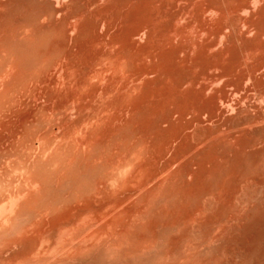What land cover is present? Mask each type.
<instances>
[{"label":"bare ground","instance_id":"bare-ground-1","mask_svg":"<svg viewBox=\"0 0 264 264\" xmlns=\"http://www.w3.org/2000/svg\"><path fill=\"white\" fill-rule=\"evenodd\" d=\"M246 15L247 18L250 17V21L245 17L249 22L244 18ZM209 19L213 20L214 24L212 20L211 22L209 21L213 25L207 23ZM182 21L188 22L183 29L180 26V22L182 23ZM178 26H180L181 29ZM194 27H197V32L207 37V41L205 42L204 40L205 44L201 45L200 43L203 41H197L196 37L195 42H199L200 46L199 44L197 48L195 46L197 50L192 54V50L195 48L191 47V45L194 44H191L190 38L191 40L194 38L190 37V32L195 29ZM202 35L200 37H202ZM202 39L200 38V40ZM145 59H149L154 66H147L146 64L148 63H146L147 61ZM143 60H145L144 63H146L145 65L147 68L138 66L141 68L139 69L137 65H140V63L142 64ZM99 67H104L103 69L106 71L109 67V70L111 69L109 74L113 71L118 73L120 70L119 68H121V71L122 68H125L127 71L131 72L137 84L131 79V75L128 74V76L123 74L125 77L124 80L128 77L127 80L134 81V84H132L131 81L132 85L129 84L130 82L128 81L129 83L127 85L126 82L123 81L122 76H120L124 72L120 71L118 76L122 80H119L118 76L113 73L117 78H113L114 81L112 79L115 88L111 87L113 86L110 83L111 81L107 80L108 83L105 81V77H107L108 73L103 70L102 72H106L103 74L100 69H98ZM54 73L59 74V76L65 80H63L64 83L67 81L65 85L69 83L73 87L67 86L68 88L65 89L66 86L63 84L62 79L60 80L62 83L56 79V82L54 79L51 80V78L57 76L56 74L54 75ZM109 74L108 77L110 76ZM101 76H103L102 79ZM111 76L114 77L113 75ZM98 78L104 80L107 86L111 85L109 86L111 88L107 87V91H105V87L104 91L106 92V96L104 95V97L100 96L99 92L103 91L101 90V84H105V82L99 80L103 82H100L101 84L99 87L97 85V82H99L97 81ZM93 79H95L96 82ZM92 80L94 82H92ZM115 80L123 81V84H126L128 88H131L129 85L133 86V90H131L132 88L130 89L132 92L127 88H123L124 85L120 83L122 88L120 86L117 88L119 84L116 85ZM50 81H54L55 85L56 83H58V85L63 84L65 90L62 89V91H65L64 93L66 96L64 93H61V95L58 92V87V89H53L51 88L52 86H49L50 89H53L49 90L48 84ZM0 82L2 83H0L2 87L5 85L4 92L0 91L2 92L0 93V111L6 112L7 110V112H12V119H10L11 123L7 121V124L4 120L5 124L2 120V123H0L1 125L4 124L2 127L0 126V128H2L0 131L2 133H0L1 137L5 134L2 139L5 137L7 138L6 133L8 136H12L11 139H8L9 141L5 142L8 144L7 146L3 144L4 142L0 144V159L2 160L0 164L4 161L8 166L10 159H12L11 162L14 164V168L17 169L18 172L21 170L23 176V180H20V183L18 182L21 178L20 176L16 181L19 183H17L18 186L15 184L17 187L14 185L16 189L11 192L8 191L9 195L7 196L9 197L6 198L8 199L7 201L3 196V199L8 202V205L5 204L7 205L5 207V205L2 204L3 206L1 205L0 207V211L3 210V213L0 212V264H7L5 261L10 259V256L8 259H4L5 256H3L4 254L2 253V246L5 244L4 241L9 238L12 240V243L10 242L12 244L11 247L14 246L15 249L16 247H25L23 250L24 253L21 252L24 254L23 256L18 252L23 258L20 259L18 257L20 260H18L19 262L17 261L18 264H153L156 260L163 259L167 249L168 253L173 251H171V248L176 246V243L178 244L180 242L179 240L182 238L180 237L182 234L187 235L185 239H187L188 236V240L190 237L193 238V241L190 240L191 242H188L192 243L190 244V246H193L191 250L197 249L198 240L195 245L193 244L196 240L193 232L196 231L192 229L193 232H191V229L188 228L190 224H192L193 228V223L187 221V219L192 221L191 217L188 218L190 215L188 216L187 214L191 213V216L193 215L192 218H194V214H196L195 211H197L195 209L199 208V204L201 205V203L204 202L206 205V202H208V204L210 203L213 205L215 203L214 201L217 199L220 200V202L223 201L221 202L223 203V209L219 207L218 212H220V214L216 212L219 214L218 219L215 220L217 218L215 214L216 218L213 217L215 221L213 223L211 219V225L215 224V227L218 226L221 229L218 230L219 232L223 230L226 235H222L224 237L226 236V239L224 237L222 238L221 235V238L216 237V239H218L215 243L213 236L216 234L211 236L212 233L210 228L213 227L211 226L209 228L210 222L208 221L210 220L207 222L205 220L204 222L206 224L201 222V225H203V227L205 225L210 229L208 230L210 233H203H206L205 238L210 240L208 242L214 243L213 245L217 244L218 240L225 239V241L218 242L219 245L224 242V244H221L223 245V251L221 249V253L217 245H215L216 248H213L211 244L207 254L210 253L212 260H206L208 257H205L202 250L204 248L207 249L205 242L207 239L197 238L199 241L201 240L199 245H202V247L199 246V256L197 253L199 249L197 251L194 250L196 253L193 251V254H197L198 257H201L202 251L204 258H206L204 262L202 261L204 264H208L207 261H220V258L222 256L224 257L225 254H227V258L224 259H228L227 261L229 262H227V264H264V231H262L263 233L258 231L259 234L253 231L255 236H252L253 234H248L252 237H246L245 232H247V229L245 231L244 229L246 226V228L250 229L248 225L251 223L244 227V224L247 223H242L241 219L243 218L244 221H242L245 222V219L249 217L244 219L245 216H241V218L237 216V214L240 215L242 213V211L239 212L240 214L238 213L239 208H242L238 205L239 203L247 207L254 206L255 208L264 206V0H0ZM90 83L91 85L96 83L95 87L97 88H93V86L92 90ZM50 85H52V82ZM135 85L138 86L136 87ZM88 86H90V88H88L90 91L86 90ZM63 87L62 85L60 86V88ZM69 87L71 89H76L78 92L73 91L70 93L71 89H69ZM37 89H40L42 93L44 91L43 98L45 95H49L48 98L45 97L46 99L44 100H47V102L49 100L51 103L50 106L47 104H44L47 107L43 104L42 106H36L42 103L40 100V102L38 101L37 97L41 94L39 93L40 91H38L39 95L37 94ZM47 90H49V93ZM83 90H85L86 93H84L85 91L82 92ZM35 91L39 103L34 101L33 98L32 102L36 107H32V104H29V100L26 102L22 99L24 98L25 100L30 94L33 95ZM66 91L69 94H67ZM124 91L127 92L124 93ZM96 92L99 93L98 95L101 97V101H106V105H108V99L113 101L110 102L109 105V109L112 108L113 111H111L112 115L120 114L118 112L113 114L118 110L125 116L130 112V116L133 117H131V120L128 115V121L127 118L124 119L125 116H121L120 114V117H123V120L120 119L121 122H125V124L123 123L125 126L126 124L131 125L127 127L128 129L125 132L121 133L119 143L126 146L127 144L131 145H128L129 148L121 146L119 150L123 153V157H120L122 156L120 152V156L116 154L112 156L117 150V147L119 148L118 142L114 137L118 133L120 134L122 129L124 130L126 128L124 125V127H122V124H119L120 120L116 118L119 122L118 125L122 128L117 127L118 125H114V130L116 128L118 129V133L115 131V135V133L112 132L114 130L108 125H113L114 123L112 122L116 121L114 119L117 116L110 121L109 119L113 117L106 116L108 113L105 111V114L101 112L102 107H104L102 110H107L106 108L108 107H105V103L102 104L104 101H102V103L97 101L102 104L100 110L96 109L102 116L99 115L100 120L102 118V122L103 120L104 122L106 121V124L104 122H101V124L109 128L110 136L113 134L115 135L112 138H114L117 144L115 142L113 143L118 145L115 147L113 144L115 151L113 152L112 149L111 157L118 156L123 160L125 158L124 155L126 154L125 156H127L124 162L120 159L118 160V157L115 159L113 158L115 162L120 164L115 169L119 171L126 170L125 173H127L128 169H131V171L133 170V173L134 171L135 173L137 172L138 175H141L137 177L141 178L143 176V178H141L143 185L145 184L144 182L147 181L146 183L148 184V182L151 181L154 193L149 190L151 189L150 186L148 190L153 193L152 196L157 195L155 198L149 199L151 194H149L150 192L148 191L149 197H147L149 200L147 201L146 196H143L145 195L144 192H142V195L138 190L139 194H141L143 198L145 197L147 204L145 201L144 204H146V208L148 207L146 209L144 205H141L143 206L141 208L139 202L142 200L141 204H143L144 199H142V196L133 188L140 186L138 189H141L143 185L140 183H138L139 185L137 184V182H141V179L136 178L135 173L133 176H130L131 172L128 173V177H133V179H131L132 181L128 180V178L126 179V177L125 179L126 181L128 180V184L133 182L136 184V187L134 186L135 184L130 185L131 189H133L130 194H133V196L126 193L129 191L128 189H130V187H128V184L125 185V181H123L122 184L124 187L127 186L128 188H124L122 185L121 187H123V189L121 191V187H118V183H115V187L117 186L115 189L120 190L118 193H122V195L124 193L123 190L125 191L126 189L124 193L126 201L129 200L128 196L135 197L133 191L137 192L140 197L137 196L138 199L134 198L137 200L134 205L136 206L139 203L137 208L139 209L140 207L142 210L145 209L143 211L149 213L151 212L149 207L153 205L152 203L156 201L155 199H157L155 203L157 206H155L156 209L161 207L160 203H163L161 200L164 199L161 195H164V206L162 205V209L160 208L158 211H166V213H164L166 217H164L162 212L161 215L165 218L164 221L166 220L165 224L168 223L167 225H165L164 222L162 223L163 217L160 214L158 215V211L154 210L152 207V215L153 213L157 214L154 215L155 217L157 216V220L154 218L156 221L153 220L152 215L150 217L146 216L145 213L141 214L143 212L140 209V214L134 211V209L137 211L138 209L131 204L130 206H134V208L129 206V209H132V212L128 210L131 212V215H129V212H126L128 216H132L133 213V217H129L131 221H127L128 219L126 217L128 216H126V214H124L125 217L124 215L122 216V212L124 213L125 211L124 209H120L122 211L120 213L121 216L127 220H121L122 217L120 216L121 219L118 217L119 220L117 221V215L119 216L120 214L118 213L115 215L112 211L114 209L116 210L118 207L115 208L119 203L117 204L116 201L113 203V200L117 199L116 196H118V193L117 191H115V193L112 191L114 195H116V198H114L113 193L110 191L112 186L110 185L111 188L107 186L108 189L110 188L109 192L104 184L107 182L98 179L102 182V187H105L101 189L102 192L105 189L107 192L111 193V195L108 194V196H106L105 190V195H101V183H99L100 185H97L99 186L97 187V191L100 193L96 191L97 194L94 198L99 196V200L101 198L102 201V197H109V203L115 204L113 210H110L112 216L109 219L114 218L113 220L115 221L110 220V227L108 226L109 223L107 224L109 227L108 229L106 228L107 226H103L107 231L102 229L104 232H100L101 230H97L99 226L97 225V227L95 225L96 223L98 224V220L101 219V216L96 220L95 216L97 215L95 214L94 216V214H92L95 209H92L93 212L91 214L95 218L92 216L93 219L90 221H94L95 219V225H93L94 223L92 225L97 228H91V222L89 221L88 223L90 225L88 227L87 225L85 227L83 223L80 224V227L79 224L77 226L76 223L79 222L78 219L82 220L85 216L87 217L86 219H90L91 217L89 214V212H91V207H89L88 210H83L85 205L87 208L89 205L96 207L97 204L98 206V203L93 205L94 202L92 200L94 199H88L85 195L88 196L87 194L93 190L92 188L96 177L103 171L101 168H104L105 165L103 167H101L102 164H99V167L96 165H98L100 161H104L107 151L105 152L106 145L102 144V140L98 138L101 136L100 133H102V130L99 129L101 131H99L100 133L96 131L100 134H95L97 138L91 133L95 130L88 132L89 136L88 134L86 135V129L88 127V123L86 124L85 122L86 119H82L83 123L87 125L86 129L84 126L82 132L85 131L86 133H82L81 130H79L80 133L78 131V134L81 135L82 133L80 137L85 136L83 137V143L86 139H89V143L91 144L92 142V148L87 140L85 143H87L88 146L86 144V147H83L80 144L84 152L85 148L86 150L88 149V151L91 150L89 153L86 151L83 155L75 153L74 151L77 148L74 150L72 147L73 144L71 145L70 143V137L75 141L77 136H79L76 134L77 126L76 128L73 126L75 129L73 130L72 128V131H70L66 129L69 127H67L68 124L65 125L66 128H62L61 125L68 122L69 116L67 113L70 110H74L75 112L76 110L83 111V109H85L86 115H88V113L91 115L89 118L90 120L96 117L95 115L98 114L97 112L91 113L87 111L88 107L93 108V106L90 107L89 105H85L86 103H82L84 100L88 101L92 99L95 94V96H97ZM102 93L104 94V92ZM77 95L79 97H76ZM60 96L64 99H59ZM33 97H35V95H33ZM40 97H42V95ZM43 98H41V100ZM115 98L117 100H115ZM34 102L37 104H34ZM96 105L99 104L96 103ZM96 108H98V106ZM108 111L111 115L110 110ZM64 112H66L65 114H67L68 120L66 119V121V117H62L66 123L62 119V121H60L61 124L56 122L60 127L58 125V134L55 132L53 133L52 129H54L56 125H49L53 115L50 120H48V115L53 113L60 117V114L61 116L65 115ZM94 113L95 115L92 116ZM2 115L0 117H2ZM70 115H72V113H70ZM84 115L85 114H83V116ZM103 115L107 117L105 119L109 121L103 119ZM175 116L177 121L180 120V122L183 121V123L180 124L176 122L174 120ZM59 117L57 116L58 119ZM87 117H89V115ZM97 118H93L91 121L89 120V126L92 124L94 125L95 119L97 122L96 125L100 124L98 123L99 118ZM79 120L81 121L80 118ZM130 120L132 122H130ZM92 121L94 123H92ZM62 122L64 123L62 124ZM108 122H110V124ZM81 123H79L80 126L84 125ZM175 123L180 125H175ZM9 124L12 125L10 126L12 131L10 128L8 129ZM75 124L77 125L78 123L76 122ZM49 126L52 128L50 129ZM70 127H72V125ZM78 128L81 129V127ZM90 128L91 127H89V129ZM62 129L67 131H63L64 133H62ZM192 129L193 132L190 131ZM73 132H75L76 135ZM90 134L93 136H91V139ZM80 137L78 138L82 140ZM112 138H110L111 142L113 141ZM0 141H2L1 138ZM76 142L79 149L80 142L78 140L73 143L76 144ZM111 142H109L107 146ZM79 150H77V152ZM167 154H171L170 159L168 156L169 160H165L166 163L165 161L162 162L165 158L167 159ZM4 158H9V162L7 161L6 163L7 159L5 160ZM106 160L105 162L108 165L106 168L109 170L110 162L107 160L108 163ZM118 161L121 163L123 162V164L121 165ZM159 161H161L162 164L165 163L164 167L163 165L162 167L165 169L164 172H167L169 175L167 173L165 175L160 173L164 172L163 169H161L162 167L158 168V164H160ZM153 162L157 163L156 165L158 167H156V170L153 167ZM12 163L10 164L13 166ZM117 163L111 162L110 166H112V170L114 168L113 166L117 165ZM11 165L8 167H11ZM0 167L4 169V166ZM157 169H160V172H158ZM14 170L12 174H14ZM3 172L4 170H2L0 176ZM109 172H107L106 175ZM113 173L114 172H112V174ZM116 173L117 172H115V174ZM19 174L21 173L19 172ZM162 175H167L168 177L163 176L162 178ZM12 176L9 178L10 180ZM1 177L3 179L5 178L4 176ZM15 177L17 178V176ZM108 177L107 179H109ZM114 178L111 180H114ZM119 178H117V182H121L120 180L122 179ZM135 178L138 180L137 182ZM1 180L2 179H0V181ZM99 181H97V183ZM1 182L0 197L5 195V187H9L5 185V187H3ZM2 183L5 184V182ZM10 184L12 185V183ZM145 185L144 187L148 186ZM10 188L12 187L10 186ZM112 189L115 190L114 188ZM144 190L145 188H143V191ZM156 190H159V192L155 193ZM6 192L7 191H5V193ZM91 194L94 195V192ZM158 194L159 199L162 198L159 200L160 203L157 198ZM87 199L90 202L92 201L93 204L91 205ZM106 199L108 200V198ZM122 199L120 201L118 200V202L123 201ZM84 200H86L89 205L85 203ZM105 200H103V202H105ZM131 200L130 198V201ZM133 200L130 203H132ZM218 200L216 201V204L218 203L217 205H219ZM82 201L84 202V204L82 203L84 206L81 204ZM103 202H99L100 204L96 209H101L104 204ZM226 202L228 204H226ZM109 203L108 205H110ZM120 204L123 203L121 202ZM191 204H195L197 207L194 209ZM79 205L82 207V211L80 210L79 213H77ZM184 205H187V207ZM104 206L107 207V205H103V210L105 208ZM127 206L128 205L125 204V208ZM167 206L173 208V210L169 207L167 208ZM188 206L192 208V210L194 209L193 213L190 212L191 209L188 208ZM237 206L239 207L238 209ZM119 207H121V205ZM164 207L167 210L164 209ZM185 207L188 213L184 210ZM261 207H259V211L256 209V214L264 209V207ZM108 208L112 209V206ZM209 208H211L210 210L212 213L214 207ZM105 209V212H109V209ZM127 209L128 208H126V210ZM74 210H77L75 213L82 216V218H74L77 222L73 220L75 221L73 223L70 219L74 215H71L72 217H69L70 219L65 220L67 215L73 213L72 211ZM98 210L99 209H97V211ZM174 210L176 212L182 211V214L185 212L187 213L183 215L186 219L184 223L188 222V225L186 223L185 227L189 229L192 234L184 228V224H182V219L184 218H182L181 212L182 222L179 221L180 217H177L178 221L176 220L177 218L174 220L173 217L177 216H174ZM201 210L202 209L199 211ZM100 211L102 213V210ZM172 211L174 214L170 213ZM213 211L215 212V209H213ZM105 212L104 214H106V217L111 215ZM167 212H169L171 216L173 214V217H170L169 214L168 218ZM101 213L99 212L100 215L103 214ZM204 213L206 216V211ZM87 214H89L90 217ZM256 214L253 213L251 217H256ZM103 215L102 218L105 217ZM200 215H202V213ZM158 216L162 218L159 220ZM147 217L149 221L150 218H152L151 221L153 220L154 222L151 223L150 221V223H148ZM171 218L173 220L172 223ZM198 218L199 217H197L196 220ZM252 218H250L248 222L251 221ZM105 219L106 218H103V220ZM132 219L137 222H133ZM167 219L170 221L167 222ZM236 219L240 220L237 221ZM85 220H82V222ZM194 220L195 219H193V221ZM108 221V219L107 221H101V224ZM238 222H241L244 227H242L243 229L240 227L237 228V226L240 225ZM84 223L88 224L86 221ZM74 224L78 227V231L74 228L75 226L73 227ZM235 224L237 225L235 226ZM181 225H183V228ZM256 225L254 224V226L259 227L257 223ZM263 225L259 228L262 229ZM179 227L182 228V234L179 236L180 238L178 237L179 240L177 238L172 239L171 243L168 241L170 244L165 245L164 243H167L166 238H174L175 232L181 233V231L178 230L180 229ZM203 227L200 226V228ZM73 228L76 229L74 232H77L73 233ZM80 228H85L86 231L84 229L82 232L81 230L83 229ZM87 228L89 229L87 230ZM99 228L101 229L102 226ZM175 228L177 231L173 230L175 232H172V229ZM197 228L200 229L198 225ZM197 228L196 230L202 233V230L199 231ZM90 229H95L97 232H94L98 233L99 231V233L95 235L94 232L92 233L93 230L90 231ZM158 229L160 234L158 233L159 231H157ZM206 229L203 230L207 231ZM216 229L218 228L216 227ZM213 230L215 231V228H213ZM89 231L91 233L87 235L86 233ZM155 231L156 235L157 233L159 235L152 237ZM65 234H70L71 239L64 238ZM171 234H173V236ZM188 234H191V236ZM196 235L197 234H195V236ZM199 235L197 236L201 237ZM66 236L69 237V235ZM10 240H6V244H10L8 243ZM173 240L175 241L173 242ZM177 240L179 242H177ZM202 240L206 246H204V248V244H201ZM186 242L187 241H183V243H180L181 245L179 247L181 248L184 246ZM208 242L207 244H210ZM172 243L173 245L170 247ZM5 245L3 248L6 250ZM190 246L188 244V246L185 245L184 248L188 247L189 250L187 251L191 252ZM195 246L196 248H194ZM164 247L165 249L167 247V249L165 250ZM178 248L175 247L174 249L179 251L180 248ZM15 249L13 251L17 254ZM181 250L183 251V248H181ZM181 250L179 251L180 254L182 253ZM10 251L3 252L9 254ZM16 251L18 250L16 249ZM19 251L21 250L19 249ZM176 252L177 251H175V254ZM179 252H177L178 255L173 253V256H176L175 258L172 256L169 259V256L166 255V259L168 257L167 260L175 264L178 262L177 260H180ZM183 252H186V250ZM172 253L170 254L172 255ZM186 253H182L183 255H181L185 259H188V264L198 261L199 258L196 256V260L192 252L191 254L189 253L192 258L190 256L188 258L185 255ZM184 258L182 259L183 261L185 260ZM202 258L203 257L200 259ZM14 259L11 261L13 264L17 263L13 262L15 261ZM166 259H163V262ZM182 260L176 264H180ZM183 261L182 264H185V261L184 263ZM199 261L200 264H203L201 260ZM158 262L160 261L158 260L156 263ZM220 263H224L223 258L222 261L218 262V264ZM8 264L11 263L9 262Z\"/></svg>","mask_w":264,"mask_h":264},{"label":"rangeland","instance_id":"rangeland-1","mask_svg":"<svg viewBox=\"0 0 264 264\" xmlns=\"http://www.w3.org/2000/svg\"><path fill=\"white\" fill-rule=\"evenodd\" d=\"M245 17L247 18V15L244 16V18H245ZM246 18H245V20H247V19L249 20L250 17L247 18V19H246ZM211 20H212V19H209L208 22H207L209 25H213V24H214L213 20H212L213 24L210 23ZM248 20H247V21H248ZM209 21H210V22H209ZM249 21H250V20H249ZM249 21H248V22H249ZM182 24H183V26H182ZM187 24H188L187 21H182V23L180 22V26L182 27V29L185 28ZM180 26H178V27L180 28ZM210 27H211V26H210ZM194 28H195V27H194ZM196 28H197V27H196ZM196 28L193 29L194 32H193V30H191V32H190V37L194 38V39H192V40H191V38H190V42H191V44H194V45H191L190 42H189V44H190L191 47H193V48H195V46H196V48H197L199 42H202V41H203L202 43H200L201 45H203V44H205V42L207 41V40H206L207 37L204 36V35H202V34H200L199 32H197V29H196ZM212 28H213V26H212ZM180 29H181V28H180ZM244 29H245V28H244ZM192 32H193V34H192ZM196 32H197V33H196ZM194 33H195V34H194ZM197 34H198L199 36H198ZM194 35H195V37H194ZM196 35H197V36H196ZM201 35H202V37H200ZM196 37H197V38H196ZM199 37H200L201 39H202V38H205V39L200 40ZM195 38L197 39V41L199 40V42H197V41L195 42V40H196ZM204 40H205V42H204ZM200 44H199V46H200ZM186 45H187V44H186ZM193 48H192V49H193ZM196 48L192 50V51H193L192 54L194 53V51L197 50ZM145 60L147 61L146 63H148V64L144 63ZM145 60H143V62H142L143 65L140 63V65H137V67L140 66L141 68H142V67L147 68L148 65H150L151 67L154 66V64H153L151 61H149V59H145ZM150 62H151V63H150ZM149 63H150V64H149ZM145 64H146L147 66H146ZM140 67H138V68L141 69ZM151 67H149V68H151ZM103 68H104V67H102V68L99 67L98 69H100V71L102 72L103 70H105V69H103ZM105 68H106V67H105ZM138 68H137V69H138ZM101 69H102V70H101ZM119 69H120V70H119V72H120V71H121V68H119ZM108 70H109V67H108ZM108 70H107V71L105 70V71L109 74V72L111 71V69H110L109 71H108ZM117 70H118V69H117ZM100 71H99V72H100ZM105 71H104V72H105ZM99 72H98V73H99ZM104 72H102V73L104 74ZM106 72H105V73H106ZM119 72H118V73H119ZM121 72H124V73H122L121 75L119 74L120 76H122L123 81H125L127 85H128L129 82H130L129 84H131V81H132V80H127L128 77H126V80H124L125 77H124V75H123V74H125V75H128V74L131 75V72L127 71L125 68H122V71H121ZM113 73H115V74L118 76V73H117L116 71H115V72L113 71L112 73H110V74H109V75H110L109 77H108V74H107V77H105V75H104V77L106 78L105 81H107V80L109 81V80H110V81H111V82H110L111 85L114 84V82H113L114 79H113V78L116 77V75L113 74ZM55 74H56L57 76L54 77V78H51V80H52V79H54V80L56 79V80H59V82H61L60 80L62 79V77H60L59 74H57V73H54V75H55ZM103 74H102V75H103ZM100 75H101V74H100ZM111 75H113L114 77H112ZM129 75H128V76H129ZM58 76H59V77H58ZM57 77H58V78H57ZM102 78H103V76H101V79H102ZM110 78H111V79H110ZM116 78H117V77H116ZM95 79H96V78H95ZM95 79H93V80H95ZM101 79L98 78L97 81H99V80H101ZM112 79H113V81H112ZM118 79H119V80H122L119 76H118ZM129 79H130V78H129ZM131 79L134 80V78L132 77V75H131ZM56 80H55V82H56ZM63 80H64V79H62V81H63ZM93 80H92V82H94ZM119 80H118V81H119ZM64 81H65V80H64ZM64 81H63V84L65 85V83H66L67 81H66L65 83H64ZM101 81L105 82L104 80H101ZM101 81L97 82V85H98L99 87H100V84L103 83V82H101ZM108 81H107V83H108ZM115 81H116V80H115ZM118 81L115 82L116 85L119 84V83L122 84V85H124V84H123V83H124L123 81H119V82H118ZM128 81H129V82H128ZM134 81H135V80H134ZM134 81H132V84H134V83H133ZM51 82H52V85H50ZM55 82H54V81H50V83L48 84V89H49V90H53V89H58V88H59V89H58V92H59L60 94H61V93L63 94V93L65 92V91H62V89L65 90L66 88H68L67 86H72L71 84L67 83L68 85L66 84V85H65L66 87L64 86V87H65V89H64L63 84L58 85V83H56V85H58V86H56V85L54 84ZM57 82H58V81H57ZM95 82H96V80H95ZM100 82H101V83H100ZM112 82H113V83H112ZM0 83H1V82H0ZM61 83H62V82H61ZM107 83L105 82V84H101V86H102V87H101V90H103L102 92H104V94H103L101 91H100V92L98 91V92L100 93V94H99L98 92H96L98 97L95 96V95H96V94H95V95L92 97V99H90V100H88V101H87V100H86V101L84 100V101L82 102V103H86L85 105H87V106H88V105H89L90 107L93 106V108H94L95 110H94L93 108H89V107H88V108H87V111H88V112L90 111L91 113H93V112H97V113H98V114H97L98 116L95 115V113H94L92 116H94V115L96 116V117H93V118H97V117H98V118H99V119L97 118L98 121H99L98 123H100V124H101V122H102V118H101V120H100V116H101V115H100V112L97 111L96 109H99V110H100L101 105L104 104V103L106 102V101L102 100V101H104V102L102 103V101H101V97H100V96H103V97H104V95H105V93H106L105 91H107V87H108V88H111V87H114V86H115V85H113V86L109 85V86H111V87H109V86L106 85ZM1 84H2V83H1ZM1 84H0V85H1ZM53 84H54V86H53ZM93 84H94V85H93ZM93 84L91 85V83H90L91 89H92L93 86H94L93 88H97V87H95L96 83H93ZM120 84L117 86V88L120 86ZM126 84H125V85H126ZM132 84H131V85H132ZM135 84H137L136 81H135ZM61 85H62L63 88H60ZM104 85H105V86H104ZM122 85L120 86L121 88H122ZM125 85H124L123 88H127V89H129V90L133 87V86L129 85V87H131V88H128V86L126 85V87H125ZM138 85H139V84H138ZM138 85H137V86H138ZM49 86H52L51 88H53V89H50ZM90 86H88V87L86 88V90H88V88H90ZM135 86H136V85H135ZM137 86H136V87H137ZM1 87H2V85L0 86V91L4 92L5 85H3V87H2L3 89H2ZM57 87H58V88H57ZM72 87H73V86H72ZM105 87H106V90H105ZM102 88H104V89H102ZM114 88H115V87H114ZM133 88H134V87H133ZM133 88H132L131 90H133ZM1 89H2V90H1ZM60 89H61V91H60ZM69 89H71V88L69 87ZM98 89H99V88H98ZM49 90H47L48 93H49ZM92 90H93V89H92ZM99 90H100V89H99ZM104 90H105V91H104ZM118 90H119V89H118ZM131 90H130V91H131ZM36 91H37V94H38V95H39V93L42 95V97H40L41 95L39 96L40 98L37 97V98H38V101L40 100L42 103H39L40 101H39V102L37 101L36 94H35ZM36 91L34 92V94L32 93L33 95H35V97H33V95L30 94L25 100H24V98H23L22 100H23V101H26V102H28V100H29V101H30L29 104H30V105L32 104V107L42 106V104H43V105H44V104H47L48 106H50V105H51L50 101L48 100V102H47V100H46V101L44 100V99H46L45 97L48 98L49 95H45L44 98H43L44 91H43V93H42V91H41L40 89H37ZM38 91H40V92L38 93ZM56 91H57V90H56ZM69 91H70V90H69ZM69 91H68V92H69ZM73 91H74V92H78L76 89L72 88L71 91H70V93H72ZM84 91H85V90H83L82 92H84ZM88 91H90V89H89ZM2 92H0V93H2ZM125 92H127V91H124V93H125ZM131 92H132V91H131ZM66 93H67V91H66ZM84 93H86V91H85ZM87 93H88V92H87ZM46 94H47V93H46ZM62 94H61V95H62ZM67 94H69V93H67ZM98 94H99L100 96H99ZM101 94H102V95H101ZM38 95H37V96H38ZM64 95L66 96L65 93H64ZM64 95H63V96H64ZM78 95H79V94H78ZM78 95H77L76 97H79ZM31 96H32V98H31ZM105 96H106V95H105ZM95 97H96V98H95ZM99 97H100V98H99ZM103 97H102V98H103ZM11 98H12V96H11ZM33 98H34V101H36L37 103H39L38 105H36V106L33 105V102H32V99H33ZM41 98H43V99L41 100ZM49 98H50V97H49ZM106 98H107V97H106ZM106 98H105V99H106ZM59 99H64V98H63L62 96H60ZM97 99H98V100H97ZM99 99H100V100H99ZM103 99H104V98H103ZM107 99H108V98H107ZM113 99H114V98H113ZM113 99H112V100H113ZM43 100H44V101H43ZM92 100H93V101H92ZM115 100H117V99L115 98ZM115 100H114V101H115ZM97 101H99V102L102 103V104L98 103ZM36 102H34V104H37ZM43 102H44V103H43ZM77 102H78V101H77ZM89 102H90V103H89ZM107 102H108V105H106L107 103L104 104L105 107H108V108H106L107 110H105V109L102 110V109L104 108V107H102V108H101V112H103L104 114H105V112H107L108 115L106 114V116H111V117H113V118L109 119L110 121H112V119H114L115 116H117V117H115L114 120H116V118H118L117 120H120V119L123 120V117L121 118V117H120V114H121V116H125V115H122L123 113H121V111L116 110V112L113 113V114H116L117 112L120 113V114L112 115V112H113V111H112V108L109 109V105H110V102H113V101H111V100L108 99ZM92 103H93V104H92ZM94 103H95V104H94ZM96 103L99 104L100 107H99V105H96ZM40 104H41V105H40ZM95 105H96V106H95ZM44 106H46V105H44ZM94 106H95V107H94ZM97 106H98V108H96ZM46 107H47V106H46ZM88 109H89V110H88ZM92 109H93V110H92ZM108 110H110V112L112 111V112H111V115L109 114V111H108ZM113 110H114V109H113ZM71 111H72V112H71ZM80 111H81V113H80ZM80 111L76 110V111L74 112V110H70V111L67 113L68 116H69V117H68L69 120H68V118H67V116H66L67 114H65L66 112H64L65 115H62V116H61V114H60V117H59V115L56 114V115L59 117V119H58L57 116H56L55 114H53V113H51V115H48V118H49L48 120H50V119H51V116L53 115V116H52V119L50 120L51 122H50L49 125H51V126H52V124H55V125H56V127L53 125V126L55 127L54 129H52L53 133L55 132L56 134H58V133H57V132H58L57 130H58L59 127H60V125H59V124H61L60 121L63 120L62 117H63V118L66 117L65 120H66V119L68 120L67 123H66L67 120H66V121L63 120L66 124H63L64 122H62V124H63V125H61L62 128L65 127V125L68 124L67 127H68V126H69V127H68V128L65 127V128H66L67 130L72 131V128H73V130H74V129L76 128V126H77V130H76L77 132H76V134H78V131H79V130H81V132H82V131H83L82 129H84V126H85V129H86V126H87V125H85V124L83 123V121H82L83 118H84V120L86 119L85 122H86V124L88 123V127H87V129H86V132H87V133H86L85 131L82 132V133H86V135L88 134V136H89V133H88V132H90V131H92V130H95V131H92L91 133H92L93 136H95V137L97 138L96 135L99 134V133L101 132L100 130H102V133H100L102 137L99 136V135H100V134H99V135H98V136H99L98 138H100V139L102 140V142H101L102 144L106 145V150H105V152H106V151H107V152H106V155H105L104 161H103V160H102V162L100 161L101 163L98 161V162H99V163L97 162L98 165H96V164H95V165L98 166V167H99V164H100V165L102 164L101 167H103V166L105 165V166H104L105 169L100 167L101 170H103V171H102V172L96 177V179H97V181H99L98 179H100V181H103V182L106 181V182L108 183V185H107V183H104V184L106 185V189H107L108 191H109V189L111 188L110 185H111L112 188H114V189L117 187V186L115 187V183H116V184L118 183V184H117L118 187H121V186L123 185V184H122L123 181H125V182H126L125 185H127V184H128L127 181L133 179V177H132V178H129V177H128V176H129L128 173L131 172V173H130V176H133V174L135 173V171H134V173H133V170L131 171V169H128V170H127V173H125L126 170H123V171L120 170V171H119L118 169H115V168H117V166L120 165V164H118L117 162H115L114 159H115L116 157L120 156L121 151H120L119 149L121 148V146H122V147H125V146H126V145H123V144L121 145V143H119V139H120L119 137H120L121 133L125 132V131L128 129L127 127H129L131 124H130V125L126 124V126H125V125H124L125 122H123V123H124V124H123V123L121 122V120H120V123L116 120L115 122L113 121L112 123H114V124L110 126V125H108V123L110 124V122H108L107 125H108L109 127H111V129H113V130H114V125H118V123H119L120 125L122 124L121 126H122V127L125 126V128H126V129H124V130L122 129L121 131L119 130V131H120V134L118 133V131H117L118 129L116 128V129H115L114 131H112V132L115 133V131H116V133H118L119 135H118V134L116 135V133H115L116 136H115L114 134H113V135L111 134L112 136H110V130H109V128H107L106 125H105L106 127H104L103 124H101V126H100V124H97V125H96L97 122L95 121V120H96V119H95V120H94L95 123L92 121V123H94V125H95V126H94V125L92 124V125H93V128H92L91 122H90V125H91V126H89V120H90L89 118H90L91 115L88 113L89 117H87L88 115H86V113H85V109H83V111H82V110H80ZM104 111H105V112H104ZM0 112H2V113H0V116L3 114L2 117H0V121H1V120H2V121L4 120L5 123H7V121H9V123H11L10 119H12V118H11V117H12V112H11V111H8V112H7V110H6V112H3V111H0ZM10 112H11V113H10ZM77 112H78V114H77ZM82 112H83V113H82ZM124 112H126V111H124ZM8 113H9V115H10V114H11V115L9 116ZM70 113H72V115H70ZM79 113H80V115H79ZM103 113H101V114H103ZM49 114H50V113H49ZM62 114H63V113H62ZM73 114H74V115H73ZM83 114H85V115H84L85 117L83 116ZM125 114H127V113H125ZM78 115H79L80 117H79ZM99 115H100V116H99ZM118 115H119V116H118ZM128 115L130 116L131 113L129 112ZM128 115H127V116H128ZM49 116H50V117H49ZM54 116H55L56 118H55ZM74 116H75V117H74ZM127 116H125L124 119H126ZM4 117H5V118H4ZM6 117L9 118V119H7ZM70 117H71V118H70ZM76 117H77V119H76ZM81 117H82V118H81ZM101 117H102V116H101ZM131 117H132V116H130V118H131ZM54 118H55L56 120H57V119H58V120L56 121ZM73 118H74V119H73ZM79 118L81 119L82 123H81V121L79 120ZM91 118H92V117H91ZM93 118H92V119H93ZM105 118H107V117H105V116L103 115V119H105ZM132 118H133V117H132ZM132 118H131V120H132ZM6 119H7V120H6ZM53 119H54L55 121H54ZM61 119H62V120H61ZM70 119H71V120H70ZM72 119H73V120H72ZM92 119H91V120H92ZM127 119H128V118H127ZM52 120H53V121H52ZM75 120H76V121H75ZM87 120H88V121H87ZM91 120H90V121H91ZM105 120H108V119H105ZM109 120H108V121H109ZM131 120H130V122H132ZM174 120H175L176 122H179L180 124L183 123L182 120H181L182 122H180V120L177 121V120H176V116H175V119H174ZM190 120H191V119H190ZM190 120H187V121H190ZM2 121H1L0 123H2ZM4 121H3V123H4ZM70 121H73V122H70ZM74 121H75V122H74ZM79 121H80V122H79ZM124 121L128 122L129 119H128V121H127V120H124ZM53 122H54V123H53ZM56 122L59 123V124H58L59 127H58V125L56 124ZM76 122L78 123L77 125L75 124ZM103 122H104V120H103ZM103 122H102V123H103ZM105 122H106V121H105ZM105 122H104V123H105ZM116 122H117V123H116ZM5 123H4V124H5ZM79 123L84 124V125H81V126H80ZM112 123H111V124H112ZM115 123H116V124H115ZM4 124H2V125H4ZM7 124H8V123H7ZM70 124L72 125V127H70V126H71ZM73 124H75V125H73ZM105 124H106V123H105ZM177 124H178V123H175V125H177ZM180 124H178V125H180ZM2 125L0 124L1 127H2ZM78 125H79V126H78ZM98 125H99V127H98ZM120 125H118L117 127L122 128V127H120ZM123 125H124V126H123ZM5 126H7V125H5ZM8 126H9L8 129L10 128V130H11V127H10V126H12V125L9 124ZM73 126H74L75 128H74ZM96 126H97V129H96ZM102 126H103V127H102ZM78 127H81V129H79ZM89 127H91L92 129H91V128L89 129ZM100 127H102V128H100ZM112 127H113V128H112ZM49 128L51 129L52 127L49 126ZM57 128H58V129H57ZM70 128H71V129H70ZM8 129H7V130H8ZM88 129H89V130H88ZM99 129H100V130H99ZM1 130H2V128H0V131H1ZM67 130L62 129V133H64L63 131L66 132ZM5 131H6V130H5ZM11 131H12V130H11ZM11 131H10V133H11ZM96 131H97V132L100 131V132L97 133ZM190 131L193 132V129L190 130ZM3 132H4V130H3ZM0 133H1V132H0ZM60 133H61V130H60ZM62 133H61V134H62ZM73 133L75 134V132H73ZM73 133H72V134H73ZM79 133H80V131H79ZM82 133H81V135H82ZM1 134H2V133H1ZM1 134H0V138H1L2 141H0V144H1L2 142H4L3 144H6L5 142L9 141L8 139H11V137H12L11 135L8 136L7 133H6L7 138L5 137L4 139H2V137L5 136V134H3L2 137H1ZM8 134H9V131H8ZM72 134H71V136H72ZM74 134H73V136H74ZM76 134H75V135H76ZM95 134H96V135H95ZM59 135H60V134H59ZM78 135H79V136H77V138L81 136L80 134H78ZM83 135H84V134H83ZM92 135L90 134V139L93 137ZM73 136H72V137H73ZM91 136H92V137H91ZM113 136H115L114 138H116V141L118 142V145H119V148L117 147V150H119L117 153H115L117 150L115 151L114 145H115V147L118 146V145H116L117 142L114 141V138H112ZM8 137H10V138H8ZM75 137H76V136H75ZM83 137H85V136L80 137V138H82V140L79 139V138H78V139L76 138L77 140L75 139V141H78V140H79V142H80V143L78 142L79 145L81 144L83 147H86V144H87V143H85V141H86L87 139L85 140V138H84L85 141H84V143H83ZM86 138H87V137H86ZM110 138L113 139L112 142H111V139H110ZM70 139H71V140H70V141H71V142H70L71 145L73 144V145H72L73 149L75 150V149L77 148L75 151L73 150L75 153H80V155H83L86 151H87V153H89V152L91 151L90 149H89L90 151H88V149L86 150V148H85V149H84L85 152H84L83 149H82L83 147H81V145H80V148H79L80 150H79V149H78L79 146L77 145V142H76V144H74L73 142H75V141L72 140L73 138L70 137ZM100 139H98V140H100ZM4 140H5V141H4ZM88 140H89V139H88ZM88 140H87V141H88ZM109 140H110V141H109ZM72 141H73V142H72ZM89 141H90V140H89ZM89 141H88V143H89ZM109 142H111L112 144L110 143V144L107 146V144H108ZM113 142H115L116 144L113 143ZM3 144H2V145H3ZM113 144H114V145H113ZM7 145H8V144H6V146H7ZM76 145H77V147H76ZM84 145H85V146H84ZM89 145H90V147L92 148V142H91V144L89 143ZM128 145H131V144H127V146H126L125 148H127V147L129 148ZM133 145H134V144H133ZM87 146H88V144H87ZM110 147H111V148H110ZM112 147H113V148H112ZM87 148H88V147H87ZM81 149H82V151H81ZM109 149H110V150H109ZM112 149H113V152L115 151V152L112 154V156H114L115 154L118 155V156L113 157L114 159L111 157V153H112L111 151H112ZM77 150H79V151L77 152ZM108 151H110V152H108ZM119 152H120V153H119ZM87 153H86V155H87ZM107 153H108V154H107ZM121 155H122V156H120V157H123V153H121ZM125 155H126V154H125ZM125 155H124V157L127 158V156H125ZM170 155H171V154H169V155L167 154V159L165 158L162 162H164L165 160L168 161V160L170 159ZM84 156H85V155H84ZM168 156H169V159H168ZM108 157H109V158H108ZM10 158H11V157H10ZM106 158H107V160H108L110 163L106 160ZM111 158H112V159H111ZM125 158H124V159H125ZM4 159H5V158H4ZM6 159H7V160H6ZM6 159H5V160H6V163H7V161L9 162V158H6ZM117 159L119 160L120 158L118 157ZM124 159L122 160V158H121L120 160L124 162ZM105 160H106L110 165H111V162H112V161H113L114 163H117V165H114V166H113V167H114L113 170H112V168H111L112 166L109 165L110 168H109V170H107L106 167H107L108 165H107V163L105 162ZM111 160H112V161H111ZM0 161H2V160L0 159ZM11 161H12V159H10V163H12ZM116 161H117V160H116ZM166 161H165V163H166ZM118 162H119V161H118ZM123 162H122V163L119 162V163H121V165H122ZM144 162H145V161H144ZM159 162H160V164H161V166H160V164H158L159 167L156 165L157 163L153 162V164L155 165V166L153 165V167H154L155 170H156V167L160 168V167H162V165H163V167H164V164H165V163L162 164L161 161H159ZM3 163H4V161L1 162L0 166H4V167H3L4 169H2L1 167H0V168H1L2 170H4V172H6V173L3 172L4 174L2 173L1 176H4V177L7 176V175H8V176L5 177L4 179L0 176V179H2L1 181H2V182H5V184H3L1 181H0V182H1V184H2L3 187H5V186H9V187H5V189H6V190L4 189V194H5V195H2V196L0 197V203H1V204H0V207H1L2 204H3V205H5V204L8 205V202H6V201L8 200V199H6V198L9 197V196H7V195H9V194H8V191H10V192H11V191H14V190L16 189V188H14V187L17 185V183H18V182L20 183V182L23 180V179H22V178H23V176H22V171L20 170L19 172H20L21 174H19L18 170L14 168V164H13V163H12L13 166L9 163L8 166L11 165V167H8L5 163H4V164H3ZM103 163H104V164H103ZM145 163H147V162H145ZM145 163H143V164H145ZM5 165H6L7 169H6ZM112 165H113V163H112ZM163 167H162L161 169H163ZM9 168H10V169H9ZM1 169H0V170H1ZM8 169H9V170H8ZM14 169H15L16 171H15ZM2 170L0 171V173L2 172ZM6 170H7V171H6ZM10 170H11V172H10ZM13 170H14V174H12V173H13ZM157 170H158V172H160V171H159L160 169H157ZM106 171H107V172L110 171V172L107 174L109 177L106 175V173H107ZM118 171H119V172H118ZM121 171H122V172H121ZM161 171H162V170H161ZM164 171H165V169H163V172H164ZM8 172H9V173H8ZM15 172H16V173H15ZM17 172H18V173H17ZM112 172H114V173L112 174ZM115 172H117V173L115 174ZM10 173H11V175H10ZM104 173H105V176H104ZM120 173H121V175H120ZM160 173L165 175L167 172H164V173L160 172ZM5 174H6V175H5ZM16 174H18V175H16ZM117 174H118V175H117ZM131 174H132V175H131ZM135 174H136V175H135L136 178H138V179L143 178V176H142L141 178L137 177V176H141L140 174L138 175L137 172H136ZM167 174H168V173H167ZM12 175H13L14 177H13ZM112 175H113V176H112ZM126 175H127V176H126ZM164 175H162L161 177L163 178ZM168 175H169V174H168ZM11 176H12V179L10 180L9 178H10ZM15 176H17V178H16ZM19 176H20L21 178H20ZM100 176H101V177H100ZM135 176H134V177H135ZM107 177H108L109 179H107ZM110 177H111V178H110ZM114 177H115L116 179H115ZM119 177H120V178H119ZM125 177H126V179L128 178L127 181H126ZM164 177H168V176L166 175V176H164ZM7 178H8V180H7ZM19 178H20V179H19ZM101 178H102V180H101ZM103 178H104V179H103ZM113 178H114V180H111V179H113ZM117 178L122 179V180H120L121 182H117ZM136 178H135V179H136ZM18 179H19V180H18ZM96 179H95L94 184H93V188H92L93 190H92L89 194H87L88 196L85 195V197L88 198V199H91V200L94 199V200H92V201L94 202V204H93L92 201L90 202L88 199H87V200L91 203V205H92V204L95 205V203H98V206H99L100 203L103 202V200H105L106 198H108V200L106 199L108 202H107L106 200H105V202H103L105 205H107V207H106V206H104V207L107 208V209H109L108 207H109V206H112V209H109V212H105L104 210H106V209H105V208H104V210L102 209V207H103V205H104V204H103L102 207H101V209H100V208H97V209H99V210L97 211V209H96V207H98L97 204H96V207H95V206H90V205L86 202V200H84L85 203H87L89 206L87 205L88 208L86 207V205L84 206V205H83L84 202L82 201L81 204L83 203L82 205L85 207L83 210H86V209L88 210L89 207H91V209H90L91 212H89V214L91 215V217H90L89 214H87V215L90 217V219L88 218V219H89V220H88V219H86L87 217H86L85 215H83V216H85V218L83 217L82 220H85V219H86V220H85L86 223H88V221L91 222V226H90L91 228H94V227L97 226V225H98L99 227L102 226L101 229L97 226V227H98L97 230H99V231L101 230L100 232H104L103 230L107 231V229L110 227V223H109V222H111L110 220H113V219H114V218H112V219H109V218L112 216L110 210L112 211L113 208H114V205H115V204L109 203V197H106V196H108V194L111 195V193H109L110 191H111V192L113 191L114 193H115V191H117V193H118V191H120V190H116V189L113 190V189L111 188V190H110L109 192H107V191L104 189L105 192H106L105 194H107V195L104 196V197H102V201H101V198H100V200H99V196H97V198H98V200H99V201H98L97 198H94V197H96V194H97V193H96V191H97V187H99V186H97V185H100L99 183H101V185H100V187H101L100 190H101L102 188H105V187H102V186H103L102 182L99 181V182L97 183ZM123 179H124V180H123ZM135 179H134V181H135ZM144 179H145V178H144ZM144 179H143V180H144ZM12 180H13V181H12ZM17 180H18V182H16ZM20 180H21V181H20ZM161 180H162V179H161ZM9 181H11V182H9ZM110 181H111V182H110ZM131 181H132V180H131ZM137 181H138V180L136 179V182H137ZM144 181H146V180H144ZM13 182H15V183H13ZM125 182H124V183H125ZM129 182H130V181H129ZM146 182H147V181H146ZM146 182H144V183L146 184V185H145V184H144V185H145V186L148 185L147 187H144L143 182H142V179H141V182H137V184L140 183V184L143 185V186H141V189H142V190H141V189H138L140 186L136 187V184H135L134 182H133V183L130 182L131 184H128V185H129L128 187H130V189H131V186H130V185H134V184H135L134 186H135L136 188H133V187H132V188L135 189L137 192H138V190L140 191V193L144 192L145 195H143V193H142V195H143V196H146V199H147V201H148V200L151 199V198H155V196H156L157 194L154 195V196H152L153 193H154V192H153L154 189L152 190L153 184H151V181L148 182V184H147ZM159 182H160V181H159ZM10 183H12V185H11ZM19 183H18V184H19ZM95 183H96V185H95ZM109 183H110V184H109ZM6 184H7V185H6ZM8 184H10V185H8ZM15 184H16V185H15ZM112 184L114 185V187H113ZM119 184H120V185H119ZM154 184H155V183H154ZM4 185H5V186H4ZM14 185H15V186H14ZM105 185H104V186H105ZM138 185H139V184H138ZM10 186H11L13 189L10 188ZM17 186H18V185H17ZM17 186H16V187H17ZM95 186H96V188H95ZM107 186L110 187V188L108 189ZM149 186H150V188H151V189H149V190H151L153 193H152L151 191L148 190ZM123 187H124V185H123ZM123 187L120 188L121 191H122ZM125 187L128 188L127 186H125ZM125 187H124V188H125ZM9 188L12 189V190H10ZM143 188H145V190H147V191H145V190L143 191ZM98 189H99V188H98ZM130 189H128V190L130 191ZM133 189H131L130 192L128 191V192H126V193H127V194H128V193H129V194L132 193V190H133ZM104 190H103V192H102V190H101V195H102V194L105 195V194H104ZM5 191H7V192H6L7 194L5 193ZM125 191H126V189H125ZM125 191L123 190L124 193H125ZM148 191H149L150 193H149ZM92 192H94V195H95V196L91 194ZM97 192H99V191H97ZM113 192H112V193H113ZM137 192L133 191V193H135V194H134L135 197H131V196H133V194H132V195L130 194L131 196H128V197H129V198H128L127 195L125 194V196L129 199L128 201H126V198L124 197V193H123V195H122L121 192H120L121 194H119V193L117 194V193H116L118 196L114 195V193H113L114 198L117 197L116 200H115L114 198H113L114 200L112 199V200L114 201L113 203H115V201L117 202V204L119 203L118 205L115 206V208L118 206V207L116 208V210L114 209V210L112 211V213L114 212L113 214H115V215H117L118 213L120 214L119 216L117 215V221L119 220V218L121 219V217H122L124 214H126V212H127V213L129 212L128 210H130V209H129L130 207H133V208H134V206H135L134 204H136L135 202H137L136 199H138L137 196H139V195L142 196L141 194H139V192H138V194H139V195H138ZM156 192H159V190H158V191L156 190L155 193H156ZM99 193H100V192H99ZM146 193H147V195H146ZM148 193L151 194V196H152V197L150 196L149 199H148V197H149V196H148V195H149ZM161 193H162V192H161ZM129 194H128V195H129ZM98 195H99V194H98ZM120 195H121L122 198H124V199H122ZM3 196H4V199H5L6 201L3 199ZM92 196H93V197H92ZM115 196H116V197H115ZM119 196H120V197H119ZM140 196H139V197H140ZM143 196L141 197L142 199H144V200H143V204H141L142 200H141L140 198H139V199L141 200V202H139V203H140V206H141V205H144V208H146V204H147V202H146L145 197L143 198ZM147 196H148V197H147ZM90 197H92V198H90ZM100 197H101V196H100ZM105 197H106V198H105ZM118 197H119V199H118ZM161 197H164V199H165V196H164V195H163V196L161 195ZM86 198H85V199H86ZM120 198L123 200V201H121L123 204H120L121 202H118V200H119V201L121 200ZM130 198H131L132 200H133L134 198H136V199H134L135 201L133 200V202L130 203V202L132 201V200L130 201ZM157 198H158V202H159V200L162 199V198L159 199V194H158V197H157ZM110 199H111V196H110ZM164 199L161 200L163 203H160V202H159V203L161 204V205H160V206H161V207H160L161 209H162V207L164 206V205H163V204H164V201H165ZM95 200H96V202H95ZM112 200H111V201H112ZM155 200L157 201V199H155ZM155 200H153V201H155ZM163 200H164V201H163ZM217 200H218V199H217ZM217 200L214 201V202H215V203H214L215 205L213 204L214 206H213L212 204H210V203L208 204V202H206V205L204 204V202H202L201 205H200V204L198 205V206H199L198 209L196 208L197 206H196L195 204H193V205L191 204V205L193 206V208H194V209L196 208L195 210H197V211H195L196 214H197V216H196V214H194V215L196 216V217L194 216V218H192L193 215L191 216V213H190V212L193 213V210H194V209L192 210V208H190L189 206H188V208H190L191 211H190V209H189V211H190L189 213H190V214H187V213H188V210H186V209H187L186 207H187V205H189V204L184 205V206H186V207H185V209L183 208L185 211H187V213H186V212H185V213L183 212V213H184L185 215L187 214L188 216L190 215L189 217H188V216H187V217H188V218L191 217V219H192V221H190L189 219H187V221H189L190 223H191V222L193 223V228H192V224H190L191 226L189 225V227H188V228L191 229V232H193L192 229H194L196 232H198V231L196 230L197 225H198L199 228H200V226L203 227V225H201V222H202L203 224H206L204 221L206 220V222H207L208 220H210V221H208V222H210L209 228L212 226L213 228H215V231L213 230V228H210V229H211V230H210V229H209L208 227H206L205 225H204L205 228L203 227V228H200V229L197 228V229H198L199 231L202 230V233H203V232H206V233H207L208 230H210L211 233H212L211 236H213V234H214V235L216 234L215 236H213V239H215V243H216V240H217L219 237L221 238V235H222V234H223V235H226V234L223 232V230H222L221 232L218 231V230H221L218 226H216V227L218 228V229H216V227L214 226L215 224H212V225H211L212 222L214 223V221L218 219V215L220 214V212H218V211H219V207H222V209H223V203H221V202H223V201L220 202V200H218V201H219V205H217V204H218V203L216 204V201H217ZM111 201H110V202H111ZM125 201H126V202H125ZM144 201H145L146 204H144ZM153 201H152V202H153ZM156 201H155L154 203H152L153 205H151V206L148 205V206H150V207H149V210H151V212H153V211H152L153 209H154V210H157V211H158V209H160V208H157V209H156V207H157L156 204H155ZM2 202H3V203H2ZM5 202H6V203H5ZM99 202H100V203H99ZM106 202H107V204H106ZM108 203H109L110 205H108ZM127 203H129V204H127ZM139 203H138V205H139ZM150 203H151V201H150ZM220 203H221V204H220ZM79 204H80V203H79ZM111 204H112V205H111ZM125 204L128 205V206L126 207V208H128L127 210H126V208H125ZM130 204H131V205H134V206H130ZM148 204H149V203H148ZM154 204H155V205H154ZM203 204H204L205 206H204ZM226 204H228V203L226 202ZM3 205H2V206H3ZM7 205H5V207H6ZM82 205H81V206H82ZM120 205H121V207H119ZM123 205H124V206H123ZM138 205L135 206L136 209H138V208H137ZM158 205H159V204H158ZM162 205H163V206H162ZM165 205H167V204H165ZM202 205H203V206H202ZM220 205H221V206H220ZM238 205L242 207V208H239V207L237 206V209L239 208L238 213H239L240 211H242V213H243L244 215H243L242 213H241V214L239 213L240 215L237 214V216H240V218H241V216H245L244 219H245L246 217H249L248 219H245V222H243V221H244L243 218L241 219V222H242V223H247V224H244V227H245L246 225H248V224L251 223V224H250L251 226L248 225V226L250 227V229H249V228H246L247 226H246L245 229H244V231L247 229V232H245V233H246L245 236H246V237H247V236H249V237L255 236V234H253V233H254L253 231H255V233H257V234H259L258 231H260L261 233H263L262 231H264V225H263V223H264V215H263V214H264V211H263V210H264V209H263V210H260V212H257V214H256V211H257V210L259 211V207H261V206L255 208L254 206H252V207H247V206H245V205H243V204H241V203H239ZM100 206H101V205H100ZM129 206H130V207H129ZM155 206H156V207H155ZM184 206H183V207H184ZM200 206H201V208H200ZM207 206H208V207H207ZM226 206H227V205H226ZM226 206H224V207H226ZM75 207H76V206H75ZM142 207H143V206H141V208H142ZM151 207H152L153 209H151ZM168 207H169V206H167V208H168ZM205 207H206V209H205ZM209 207H214L213 209H215V212H214L213 209H212V213H211V210H210L211 208H209ZM215 207H217L218 209L215 208ZM263 207H264V206H262L261 208H263ZM2 208H3V207H2ZM76 208H77V207H76ZM76 208H75V209H76ZM79 208H80V209H79ZM110 208H111V207H110ZM147 208H148V207H147ZM147 208H146V209H147ZM169 208H170V207H169ZM261 208H260V209H261ZM4 209H5V208H4ZM77 209H78V212H77V213H79L80 210L82 211V207H80V205L78 206ZM92 209H95V210H93L94 212L92 211ZM117 209H119V210H117ZM120 209H124V210H125V211L123 210L124 213H123ZM139 209H140V207H139ZM139 209H138V211L134 209V211H136L137 213L139 212V214H140L141 212L139 211ZM164 209H166V208L164 207ZM170 209L173 210V208H170ZM200 209H202V210L199 211ZM216 209H217V211H216ZM242 209H243V210H242ZM256 209H257V210H256ZM100 210H102V213H103V214H104V212H105V213H109V214H111V215H108V214H107L108 216L106 217V214L103 215V214L101 213ZM131 210H132V209H131ZM131 210H130V211H131ZM140 210H142V209H140ZM143 210H145V209H143ZM143 210H142L143 213H141V214H144V213H145L146 216H150V217H151V215H152L151 212L149 213V212H145V211H143ZM166 210H167V209H166ZM168 210H169V209H168ZM176 210H177V209H176ZM180 210H182V209H180ZM184 210H182V211H184ZM208 210H209V211H208ZM220 210H221V209H220ZM2 211H3V210H2ZM2 211H0V212L3 213ZM76 211H77V210H74V211H72V212L75 213ZM103 211H104V212H103ZM115 211H116V212H115ZM117 211H119V212H117ZM134 211H133V212H134ZM157 211H156V212H157ZM163 211H164V212H162L161 210H160V212L158 211V215H159V214L161 215V212H162V214L166 213L165 210H163ZM170 211H171V210H170ZM174 211H175V210H174ZM182 211H179V212L177 211V212L179 213V216H178V213H177L176 211L174 212L175 214L173 213V211L170 212V213H173L174 216L177 215L176 217H173V214H172V216H171V214H170L169 212H167V213H168V218H169V214H170V217H173L174 220H175V218L180 217V218H179V221H181V215H180V212H181V214H182ZM198 211H199V213H198ZM205 211H206V216H205V213H204ZM92 212H93V213H92ZM99 212H100L103 216H105V217H103V218H106V219H105L106 221H107V219L109 220L108 222H104L105 225H104L103 223L101 224V221L103 222V221H105V220H103L102 215H100ZM120 212H122V216H121V213H120ZM131 212H132V211H131ZM131 212H129V215H131V214H130ZM195 212H194V213H195ZM213 212H214V213H213ZM216 212H218L219 214H217ZM73 213L68 214L69 216L67 215V218H66L65 220L70 219L69 217H72L73 215H74V216L70 219V221L73 222V223H74L75 221L77 222V220H75L76 218H77V219H78V217H79V218H80V217L82 218V216H80L79 214H77V213L73 214ZM91 213L94 214V216H95V214H96V215H97V216H95L96 218H95ZM134 213H135V212H134ZM137 213H135V214H137ZM148 213H149L150 215H149ZM201 213H202V215H200ZM203 213H204V214H203ZM209 213H210V214H209ZM253 213L256 214V217H255V216H254L255 218L253 217L254 219L251 217V216L253 215ZM261 213H263V214H261ZM135 214H134V215H135ZM147 214H148V215H147ZM184 214H182V218L185 219V217L183 216ZM207 214H208V215H207ZM213 214H214V216H213ZM215 214L217 215V218H216V215H215ZM71 215H72V216H71ZM76 215H77V217H76ZM154 215H157V214L153 213V215H152L153 220H154V218H155V219L157 218V216L155 217ZM198 215H200V216H198ZM92 216H93L96 220L99 219V216H101V219L98 220V221H99L98 224L96 223V225H95V223H94L95 219H94V221H90L91 219H93ZM113 216H114V215H113ZM120 216H121V217H120ZM126 216H128V215L126 214ZM153 216H154V217H153ZM161 216L163 217V215H161ZM201 216H203L204 218L201 217ZM208 216H209V217H208ZM257 216H258V219H257ZM115 217H116V216H115ZM118 217H119V218H118ZM124 217H125V215H124ZM124 217H122L121 220H127V219H128L127 221L129 222V221H131V220H129V217H133V213H132V216H128V217H126L127 219H126V218L124 219ZM150 217H149V218H150ZM162 217L158 216V219L160 220ZM164 217H166V214H164ZM164 217L162 218V219H163L162 223L164 222V224H165L166 220L164 221V219H165ZM197 217H199V218L196 220ZM213 217H215L216 219L214 218V219H215V220H214ZM259 217H260V218H259ZM74 218H75V219H74ZM152 218H150V221H151ZM200 218H201V219H200ZM206 218H207V219H206ZM237 218H239V217H237ZM250 218L253 219V221H252V219H251L252 222H251V221L248 222V220H250ZM115 219H116V218H115ZM146 219H148V217H147ZM184 219H182V220H183V223H182V224H184V228H186V227H185V224L187 223V225H188V222L184 223V221H186V219H185V220H184ZM193 219H195V220L193 221ZM202 219H204V220H202ZM211 219L213 220L212 222H211ZM73 220H75V221H73ZM82 220H81V219H78V221H79L80 223L77 222V223H76L77 226H78V224H79V227H80V226H81L80 224H82V223H83V225H85V227H86V225H87V227L90 225L89 223H88V224H85V223H84L85 221L82 222ZM153 220L151 221V223L154 222V221H156L157 219L154 220V221H153ZM167 220H168L167 222L170 221L169 219H167ZM176 220L178 221V218H177ZM198 220H199V221H198ZM236 220H237V219H236ZM239 220H240V219H238L237 221H239ZM242 220H243V221H242ZM255 220H256V222H255ZM113 221H115V220H113ZM132 221H133V219H132ZM135 221H136V220H135ZM135 221H133V222H135ZM148 221H149V219H148ZM150 221H149L148 223H150ZM172 221H173V220H172V218H171V223H172ZM196 221H198V222L195 223ZM237 221H235V222H237ZM246 221H247V222H246ZM258 221H259V222H258ZM136 222H137V221H136ZM138 222H139V221H138ZM181 222H182V221H181ZM235 222H234V223H235ZM241 222H238V223H240V225L238 224L239 226H237V228H239V227L242 228V227H243V225L241 224ZM262 222H263V223H262ZM93 223H94V224H93ZM108 223H109V225H108L109 227L107 226ZM113 223H114V222H113ZM139 223H140V222H139ZM143 223H145V222H143ZM234 223H233V225H234ZM256 223L258 224L259 227H260V226L262 227V225H263V228H262L263 230H262L261 228H259V227H256V226H257ZM259 223H260V224H259ZM76 224H74L73 227L75 226L74 228L77 229L78 227H76ZM92 224L95 225V226H93ZM99 224H100V225H99ZM111 224H112V223H111ZM134 224H136V223H134ZM140 224H141V223H140ZM167 224H168V223H167ZM167 224H165V225H167ZM169 224H170V223H169ZM195 224H197V225H195ZM208 224H209V223H208ZM254 224H255L256 226H254ZM83 225H82V227H83ZM137 225H138V224H137ZM187 225H186V226H187ZM236 225H237V224H235V226H236ZM103 226H107V227H106L107 229H105V227H103ZM138 226H139V225H138ZM182 226H183V225H181V227H182ZM195 226H196V227H195ZM97 227H95V228H97ZM181 227H179L180 229H178V230L181 231V233H180V232H175V231H177L176 228H175V229H172V232H175V233H174V236H173V234H171L174 238H171V239H170V238L168 237L169 240H168V238H166V239H167V243L165 242V243H164L165 245L170 244V243L172 242V241H171L172 239H175V238L178 239V237L182 234V228H183V227H182V228H181ZM244 227H243V228H244ZM255 227H256V228H255ZM74 228H73V230H72L73 233H75V232L78 231V229H77V231L74 232V230H76V229H74ZM206 228H207V229H206ZM221 228H222V227H221ZM243 228H242V229H243ZM258 228H259V229H258ZM80 229H83V228H80ZM84 229H85V228H84ZM84 229L81 230V231L83 232ZM88 229H89V228H87V230H88ZM102 229H103V230H102ZM203 229H206L207 231H204ZM222 229H223V228H222ZM248 229H249V232H248ZM253 229H255V230H253ZM260 229H261V230H260ZM92 230H93V229H90V231H92ZM97 230L94 229V230L92 231V233H93L94 231L97 232ZM173 230H175V231H173ZM186 230L189 231V233H191L189 229L186 228ZM212 230H213L214 232H213ZM85 231H86V229H85ZM90 231H89L88 233H86V232H84V233H86L87 235H88V234L90 235V233H91ZM99 231H98V233H99ZM157 231H159V229H158ZM210 231H209L208 233H210ZM216 231H217V232H216ZM196 232H193L194 238L196 237V240L194 241L193 244L195 245L196 241L198 240V244H197L198 247H197L196 250H195V249H194V250L197 251V250L199 249V250L197 251L198 256H199V254H200V252H199V251H200V247H202V245H201V246L199 245V243L201 242V240L199 241V239H197V238H200V239H201V238L207 239V238H205V237H206V233H203V234H202L201 232H200V233L198 232V233L200 234V235H199V234L196 233ZM98 233H95V232H94L95 235L98 234ZM158 233L160 234V231H159ZM158 233H157V235H156V231H155V233H154V235H152V237H153V236H155V237L158 236V235H159ZM178 233H179V234H178ZM185 233H188V232H185ZM219 233H220V234H219ZM94 234H91V235H94ZM191 234H192V233H191ZM191 234H188V235L191 236ZM195 234H197V235H199V236H201V237H198L197 235L195 236ZM218 234H219V235H218ZM248 234H250V235L253 234V235L250 236V235H248ZM66 235H69V237H67ZM171 235H170V236H171ZM193 235H192V237H193ZM223 235H222V238L224 237ZM183 236H185V237H183ZM186 236H187L186 234H185V235L182 234V235L180 236V237H182V238L179 237L180 240L178 239L180 242L177 240V242H179V243H178V244L176 243V246H173V247H174V248H175V247L178 248V247L181 245L180 243H183V241H187V242L184 243V244H185L186 246H188V244H189V246H190V244H192V243H190V242H191L190 240L193 241L194 239L190 237L191 239L189 238V240H188V237H189V236L187 237V239H185ZM202 236H203V237H202ZM256 236H258V235H256ZM65 237H66V239H67V238H68V239H69V238L71 239L70 234H65L64 238H65ZM216 237H218V238L216 239ZM246 237H245V238H246ZM183 238H184L185 240H184ZM224 238L226 239V236H225ZM66 239H65V241H66ZM182 239H183V240H182ZM204 239H203V240H204ZM225 239H224V240H223V239H222V240L220 239V240L217 241V244H215V245L218 246V248H220L219 251H221V249H222V251H223V245H221V244H224V242H222V243L220 242V243H221L220 245L218 244V242H219V241H225ZM6 240H10V238H9V239H6ZM6 240L4 241L5 244L7 243ZM203 240H202V243H201V244H204L203 242H204L205 240H204V241H203ZM11 241H12V240L8 241V243H10ZM67 241H68V240H67ZM168 241H169L170 243H168ZM174 241H175V240H173V242H174ZM181 241H182V242H181ZM188 241H190V242H188ZM208 241H210V240L207 239V240L205 241V242H206L207 249L210 248V247H211V244H212V243H210V242H208ZM4 242H3V243H4ZM207 242L210 243V244H207ZM11 243H12V242H11ZM11 243H10V244H6V245L3 244V246H2V249H3V250H2V253L4 254L3 256H5L4 259H8V257L10 256V259H8V260L5 261V263H7V264H8L9 262H10L11 264H13L11 261H12L14 258L17 259V258L19 257V258L21 259L22 256L24 255V254H22L21 252H23V250H24L25 247H23V248H22V247H21V248H17V247H16V249L18 250V251H16V249H15L14 246L11 247V245H12ZM187 243H188V244H187ZM164 244H163V246H164ZM174 244H175V243H174ZM184 244H183V245H184ZM213 244H214V243H213ZM213 244H212L213 248H214V247L216 248V246L213 245ZM4 245L6 246V250L3 248ZM7 245H9L12 249H11L9 246H7ZM172 245H173V243L171 244V246H170V245H169V246L172 247ZM177 245H178V246H177ZM185 245H184V246H185ZM208 245H209V247H208ZM169 246H168V247H169ZM184 246H182L181 248H183V251L186 250V252H188V251H187V250H189L188 247H185V248H184ZM199 246H200V247H199ZM204 246H205V244L203 245V248H204ZM206 246H205V247H206ZM173 247H172V248H173ZM192 247H193L192 245L189 247L190 250H191ZM221 247H222V248H221ZM13 248L15 249V252H17V254L14 253V251H13L14 249H13ZM172 248H171V251H172V250L174 251L175 249H174V248L172 249ZM179 248H180V247H179ZM179 248H178V249H179ZM181 248H180V250H181ZM194 248H196V246H195ZM19 249H20L21 251H19ZM164 249H165V247H164ZM166 249H167V247H166ZM166 249H165V250H166ZM192 249H193V248H192ZM207 249L204 248L202 251H203V253L205 254V257H206V258L208 257V259L204 258V255L202 254V251H201V255H202V256L200 255L201 257H203L202 259H200L201 257H198L197 254H196V255L193 254V251H194V250H191V252H192V255H194L195 257L197 256V257L199 258L198 261L201 260V262H202V261L204 262L205 259H206V260H209V259L212 260L210 253L208 252L209 254H207V251H209V249H208V250H207ZM7 250H8V251L11 250L13 253L10 251L9 254H8V253H6V252H8ZM169 250H170V248H169ZM180 250H179V251H180ZM3 251H6V252H3ZM163 251H164V250H163ZM167 251H168V249H167ZM167 251H165V252H166V253H165V256H164L165 258L163 257V259H166V255L169 256V259H170V258L173 256V253L175 254V251L179 252L178 250H175L174 252L172 251L173 253L170 252V253H172V255H171V254L168 253ZM183 251L181 250V252H182L183 254L186 253V252H183ZM195 251H194V253H196ZM222 251H221V253H222ZM18 252H19L22 256H21L20 254H18ZM177 252H176V254L178 255ZM191 252L189 251V252L186 253L185 255L189 258V256L191 257V255H190ZM205 252H206V253H205ZM10 253L12 254V256H11ZM23 253H24V252H23ZM182 253H181V254H182ZM189 253H190V254H189ZM169 254H170L171 256H170ZM176 254H175V255H176ZM179 254H180V252H179ZM181 254H180V257L177 256V257H179L180 260H182V259L184 258V257H182L183 254H182V255H181ZM188 254H189V255H188ZM6 255H7V257H6ZM13 255H16V256H13ZM17 255H19V256H17ZM206 255H208V256H206ZM209 255H210V257H209ZM223 255H224V254H223ZM186 256H185V257H186ZM225 256H226V257H225ZM225 256H224V257L222 256V257L220 258V259H221L220 261H222V258H223V260H224V263H223V264H225V262H226V264H227V262H228V261H227L228 259H227V260L224 259V258H227V254H225ZM173 257L175 258L176 256H173ZM181 257H182V259H181ZM197 257H196V260H197ZM228 257H229V256H228ZM19 258H18L17 260L14 259L15 261H13V262H14V263L17 262V261L19 260ZM174 258H173V259H174ZM191 258H192V257H191ZM191 258H190V259H191ZM22 259H23V258H22ZM163 259H162V258H161V260L158 259V260L160 261V262H158V263H160V264H171V263L174 264L173 262H170V261L167 260L168 257H167V259H166L167 261L165 260V261L163 262ZM184 259H185V258H184ZM186 259H187V258H186ZM186 259L184 260V261H185V264H188V263H187V262H188V259H187V261H186ZM193 259H194V257H193ZM193 259H192V260H193ZM9 260H10V261H9ZM158 260H156V262H157ZM174 260H175V259H174ZM180 260H177V261L180 262ZM194 260H195V259H194ZM194 260H193V261H194ZM7 261H8V262H7ZM19 261H20V260H19ZM19 261H18V262H19ZM172 261H173V260H172ZM175 261H176V260H175ZM182 261H183V260H182ZM182 261H181L180 264H182ZM184 261H183V263H184ZM189 261H190V260H189ZM198 261H197V262L194 261V262H196V263L198 264V263L200 262V261H199V262H198ZM209 261H210V260H209ZM209 261H207L208 264H211L212 262L215 263V264H216V262H217V264H218V262H220V261H216V262H215L214 260L211 261V262H209ZM229 261H230V260H229ZM18 262L15 263V264H18ZM156 262H154L153 264H158V263H156ZM161 262H163V263H161ZM178 262H176V263H178ZM191 262H192V261H191ZM191 262H190V263H191ZM194 262H192V264H193ZM203 262H202V263H203ZM176 263H175V264H176ZM196 263H194V264H196ZM213 263H212V264H213ZM221 263H222V262H221ZM221 263H220V264H221ZM228 263H229V262H228ZM199 264H200V263H199ZM203 264H204V263H203Z\"/></svg>","mask_w":264,"mask_h":264}]
</instances>
